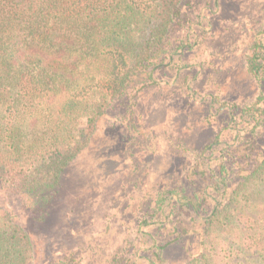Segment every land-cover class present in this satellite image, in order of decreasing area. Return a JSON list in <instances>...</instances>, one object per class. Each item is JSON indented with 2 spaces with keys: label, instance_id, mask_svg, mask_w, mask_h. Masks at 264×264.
Segmentation results:
<instances>
[{
  "label": "trees",
  "instance_id": "16d2710c",
  "mask_svg": "<svg viewBox=\"0 0 264 264\" xmlns=\"http://www.w3.org/2000/svg\"><path fill=\"white\" fill-rule=\"evenodd\" d=\"M184 1L0 0V264H36L35 244L28 227L15 220L10 199L39 208V221L50 216L63 199L64 174L90 146L99 119L127 104L134 79L151 80L152 71L185 47V39L173 35ZM247 66L258 97L241 108L225 103L220 112L226 111L236 137L241 123L252 127L237 147L260 148L255 166L241 164L223 144L213 183L194 196L173 190L156 201L155 223L174 225V242L186 231L182 221L172 222L174 215L188 213L203 226L200 252L189 264H264V215L255 218L242 207L251 190H264V144L256 135L264 127V42ZM41 126L52 148L45 139L26 142L28 130ZM198 158L194 172L204 176L211 160ZM209 200L213 208L204 216Z\"/></svg>",
  "mask_w": 264,
  "mask_h": 264
},
{
  "label": "rangeland",
  "instance_id": "374dc122",
  "mask_svg": "<svg viewBox=\"0 0 264 264\" xmlns=\"http://www.w3.org/2000/svg\"><path fill=\"white\" fill-rule=\"evenodd\" d=\"M181 18L173 35L185 39V47L167 61L175 64L152 71L151 80L134 79L127 104L99 119L90 146L64 174L63 199L50 216L39 221V208L10 199L15 220L29 229L36 264H149L155 258L161 264L159 255L163 264H189L200 252L203 226L188 213L174 215L172 222L182 221L186 230L174 242V225L155 223L158 198L173 190L194 196L207 188L219 172L223 144L241 164L255 166L260 148L237 147L252 127L241 123L236 137L220 109L225 103L249 106L258 97L247 60L264 42V0H185ZM45 131L29 129L26 142L45 139L52 148ZM256 135L264 144V127ZM201 154L212 171L205 167L204 176H197ZM263 191L251 190L242 204L255 218L264 215ZM204 203L205 216L213 203Z\"/></svg>",
  "mask_w": 264,
  "mask_h": 264
}]
</instances>
